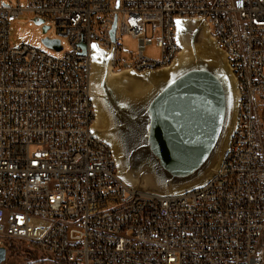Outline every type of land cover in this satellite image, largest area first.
Instances as JSON below:
<instances>
[{"label": "built area", "instance_id": "2783aa9c", "mask_svg": "<svg viewBox=\"0 0 264 264\" xmlns=\"http://www.w3.org/2000/svg\"><path fill=\"white\" fill-rule=\"evenodd\" d=\"M25 13L48 26L62 57L10 46L9 21ZM180 20L204 22L227 56L243 124L204 186L174 196L119 189L115 154L92 132L91 46L112 52L115 73L164 70L181 51ZM152 43L157 59L145 56ZM11 243L55 264H264V0L0 5V247Z\"/></svg>", "mask_w": 264, "mask_h": 264}, {"label": "water", "instance_id": "95a60500", "mask_svg": "<svg viewBox=\"0 0 264 264\" xmlns=\"http://www.w3.org/2000/svg\"><path fill=\"white\" fill-rule=\"evenodd\" d=\"M116 22L115 16L112 41ZM47 29L43 26V33ZM181 31L191 56L160 77L129 71L148 82L138 94L109 83L112 52L91 46V98L102 119V129L93 125L92 132L113 150L119 176L134 190L153 196L184 194L211 181L228 153L239 116V90L227 56L214 40L226 67L197 53L195 21L177 22V41L182 48ZM42 43L61 51L58 40L45 38ZM80 47L85 54L86 47ZM95 65L103 67L96 83ZM5 259L6 250L0 247V264Z\"/></svg>", "mask_w": 264, "mask_h": 264}, {"label": "rangeland", "instance_id": "374dc122", "mask_svg": "<svg viewBox=\"0 0 264 264\" xmlns=\"http://www.w3.org/2000/svg\"><path fill=\"white\" fill-rule=\"evenodd\" d=\"M20 4L22 8L27 6V0H0V5H16ZM115 4L113 3L112 6ZM97 18H102L101 16ZM34 17L31 13H25L18 19H10L9 21V43L11 47H20L28 45L46 52L52 56L60 58L63 56V51L55 52L44 46L42 40L50 37L52 31L43 33L42 26L34 23ZM207 38L208 35H206ZM120 43L127 47L131 53L136 52V41L127 35L117 36ZM64 51L68 50V45L65 41L62 42ZM212 45V44H211ZM145 56L157 59L160 56L159 49L155 43L147 47ZM127 58H130L127 56ZM28 246L22 243H11L6 249V259L3 264H55L47 261L46 258H41L39 255L29 252Z\"/></svg>", "mask_w": 264, "mask_h": 264}, {"label": "bare ground", "instance_id": "6f19581e", "mask_svg": "<svg viewBox=\"0 0 264 264\" xmlns=\"http://www.w3.org/2000/svg\"><path fill=\"white\" fill-rule=\"evenodd\" d=\"M194 21L196 23V27L199 29V33L196 40L197 53L207 59H211L218 63H222L226 67L225 57L220 52H218V50H216V48L214 47L213 38L206 37L207 31L199 20H194ZM185 29L186 30L188 29L187 23L185 24ZM180 36L182 41L181 44L182 48L176 60L169 68L152 72L150 76L160 77L165 73H167L168 71H170L171 69H173L176 65L186 61L191 56V49L185 42L184 34L182 33V31L180 33ZM102 71H103V67H101L100 65H95L94 73H93L94 83L98 81ZM141 75H135L133 73H130L129 71L115 73L112 72L111 69H108V81L111 85L120 87L128 92L136 93V94L141 93L143 90H145L148 87V82L144 79V76ZM233 83L235 86L234 80ZM237 124H243V116H238ZM94 127L97 129H102V119L98 112L96 114ZM231 141H236V133L233 134ZM108 152H113V150L109 146H108ZM223 163H225V159ZM119 189H126V182L124 180H119Z\"/></svg>", "mask_w": 264, "mask_h": 264}]
</instances>
